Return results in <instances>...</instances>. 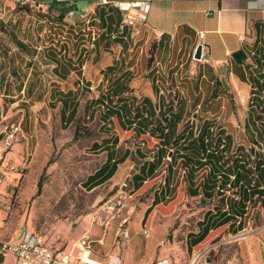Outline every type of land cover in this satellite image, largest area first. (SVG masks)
<instances>
[{
	"label": "crops",
	"instance_id": "crops-1",
	"mask_svg": "<svg viewBox=\"0 0 264 264\" xmlns=\"http://www.w3.org/2000/svg\"><path fill=\"white\" fill-rule=\"evenodd\" d=\"M35 1L47 6V12L42 13L41 18H61L69 10L91 11L92 23L96 28H99L95 48L88 51L85 57L76 59L74 50L77 48L70 39V55H60L55 47H51L43 50L42 60H40L37 59V55L24 52L15 45L10 34L0 30V33L6 37L5 43L0 44V54L4 60V65L1 63L0 66L2 89L3 91L6 88L8 90L11 81L9 79L10 72L14 76L18 73L14 67L11 68L9 63L14 49L28 58L29 62L24 64L26 66L28 64L29 69H33L35 63H40L42 67L48 68L50 81L44 89L40 87V84L36 87L34 84L31 87L29 85V88H26V83H24L19 91V93L23 92L20 95L25 97L27 94L29 98L33 97L34 101L42 97L49 108L56 110L61 124L72 122H69L67 116L76 103V117L81 116L82 120L88 123L97 122V129L103 136L100 140L92 142V144L97 143L98 147L94 149L91 145V148L96 153H102L103 160L94 172L88 175L87 182L94 187L105 185L108 182L122 187L123 183H126L124 188L129 199L125 214L133 216L126 226L119 227L118 223L117 231L114 233L113 223L115 221L110 215L92 216L88 214L80 219V227L84 229V232L83 229L76 231L70 240L60 236V243L69 245L74 239L88 234L92 242L104 245L108 241V248L104 254L93 251L94 255L100 259L105 260L109 254H120L123 260L128 249L127 243H133V247L130 249L133 264H149L163 257L173 260L176 264H186L193 251L207 245L210 241L208 240L210 233L220 224L219 221L222 217L218 218L220 212L217 208L219 196L206 197L203 195L199 188L200 174L196 175L195 185L192 187L197 186V191L196 193L191 192L177 163L171 165V176L165 178L166 174L162 173V170L166 168L167 161L171 159L172 148L166 157L157 163V160L154 161L153 151H150L146 142L139 137H133L132 134L126 139L123 135H119L118 141L115 142L111 134L105 133L108 125L99 119L101 110H97L95 102L90 101L105 94L110 84L115 86L123 81L130 90L114 96V99H117L118 96L130 97L134 95L138 98L148 96L156 101L158 97L155 87L159 89V93L166 94L167 90H163L161 84L163 85L168 80L173 87L176 84L173 77L174 70L167 72V79L159 74L162 60L157 58L158 54L163 52L165 54L167 52L168 54H181L183 57H187L185 60L187 62L188 57L194 53L198 44L203 46L202 57L198 60L203 65L198 70L197 76L192 79L195 80L194 83H198L199 80L212 86L220 85L225 91L230 89V91L238 92L245 96L244 99L247 98L250 101L251 85L248 76L250 72L255 74L254 68L256 67L252 56L258 51L264 52V23L260 9L254 7V0H151L146 20L138 21L135 26H129L122 22L120 12L114 5L115 1L129 0H107V3H100V0ZM135 12L136 9H132V13ZM148 40H150L149 50L147 53H143V44L146 49ZM238 49H243L246 54V58L240 63L236 62L231 55ZM96 56L101 60L94 62ZM106 60L108 62L104 63ZM109 66L114 67L113 73L106 70ZM73 72L77 73L72 75ZM140 79L149 80L148 88L145 86L146 89L145 91L141 90V94L137 88V80ZM8 94L9 92L6 95ZM195 96L191 101L184 94H180L185 107L182 113L183 118L178 123L177 133L185 132L187 134L191 131V124L197 123L199 120L200 114L196 106L201 105L208 98ZM86 101L91 103V107L84 109ZM114 135H118V133L116 132ZM103 141L107 142L103 143ZM111 145L113 146L111 155H108L102 148ZM19 150L18 145L14 144L6 154V162L10 164L12 160H18ZM125 154L127 156L116 164L115 170L110 174L113 163ZM123 167L128 169L124 176V171H121L124 170ZM105 177L107 178L104 179ZM180 184L183 185V188L179 187ZM3 189H5V185L2 186ZM227 197L236 199L238 196L226 191L225 202ZM134 199L140 200L137 202ZM190 199H198V202L208 207L197 222L198 229L190 233V238L185 240L183 246L180 244L182 240L176 238L175 233H169L168 228H170L169 222L172 220L170 215ZM220 209L221 211L227 210V204L221 206ZM125 214L123 211V215ZM2 216L3 210L0 208V218ZM104 222H107V227L101 224ZM224 228L228 229V233H231L239 228V223L236 221L230 225V222H227ZM242 229L243 225L237 232ZM103 230L108 232L109 239L107 237L104 243H100L99 238ZM123 231L125 232L123 233ZM117 232L127 238L126 243L115 242ZM142 234L144 235L142 236ZM17 235L18 232L12 237L19 239L20 237L17 238ZM217 235L218 233L210 239ZM138 239L140 240L138 241ZM117 245L120 248L115 249ZM256 258V264H264V243L259 244ZM0 264H14V257L11 254L0 253Z\"/></svg>",
	"mask_w": 264,
	"mask_h": 264
},
{
	"label": "rangeland",
	"instance_id": "rangeland-1",
	"mask_svg": "<svg viewBox=\"0 0 264 264\" xmlns=\"http://www.w3.org/2000/svg\"><path fill=\"white\" fill-rule=\"evenodd\" d=\"M41 14L42 12L29 6L18 5L13 0H0L2 24L6 30L14 32L40 60L43 51L36 53L34 48L36 43L50 37L56 42L55 49H59V41L55 40L56 35L46 33L44 34L46 38L41 37L40 34L47 28ZM4 39L6 37L0 33V44L5 43ZM149 41L146 49L143 44V53L149 50ZM51 47H46L44 50ZM194 53L188 57V64L185 62L187 57L181 54H168V52L158 54L157 58L162 60L159 74L167 79L168 71L175 72L173 74L175 87L170 80H166L167 82L161 84L162 89L167 90L166 93L170 92L171 95L176 90L191 101L196 97L195 95L208 98L201 105L196 106L200 114L197 125L201 123L200 120L211 118L233 136L235 146L242 145L259 150L258 145H260V153L263 152L264 141L258 140L255 132L260 129L264 132V122L262 123L264 105L260 104V91L253 90V101L250 103L247 98L244 99L245 96L230 89L225 91L220 85L212 86L199 80L195 84V80L192 79L197 76L203 63L194 58ZM96 60L100 61L101 58L96 56L93 61ZM25 62H29L28 58L14 49L9 63L18 73L14 76L10 72L11 81L8 90L6 88L3 91L0 83V130L5 124H18L19 132L12 147L15 144L20 149L19 159L10 163L18 172L10 173L0 188V208L3 210V216L0 218L2 221L0 233L4 237H12L18 232L17 238H21L24 231L34 230L49 238L58 235L70 240L73 233L83 229L80 227V219L88 214L110 215L112 210L108 206L109 202L116 201L123 195L125 214L129 197L125 188L118 184L112 185L108 182L94 187L87 182L88 175L93 173L103 160L102 153H96L91 148L92 142L100 140L103 136L97 129V122L88 123L82 120L81 116H77L70 124H61L56 110L49 108L42 97L35 101L27 94L25 96V93V97H22L23 92L19 93V91L24 83L26 88H29V85L31 87L34 84L36 87L40 84L44 89L50 81L48 68L35 63L33 69H29ZM106 62L108 60L104 63ZM1 63L4 65L2 54H0V66ZM76 73L73 72L72 75ZM137 81V88L141 94V90L145 91V86L148 88L149 80ZM8 92L9 94L6 95ZM248 110H250L249 116ZM257 114L263 118H257ZM190 116L192 117V114ZM123 168L124 170L121 171H124V176L128 169ZM180 173L182 175L181 170ZM3 185L5 189L2 190ZM134 200L138 202L140 199ZM207 207L198 202V199H190L184 205H180L170 215L172 220L169 222L170 225L168 224L169 233H175L176 235H173L182 240L180 244L184 246L185 240L190 238V233L198 229L197 222L202 218ZM125 215L127 220L123 226L133 218L132 214ZM113 221H115L113 223L115 233L120 218ZM107 237L109 239L108 232ZM115 237L118 241L127 242V238H120L118 234ZM208 240L216 243L209 254L213 264H256L259 244L264 243V209L259 205L249 207L241 231L237 233L223 231ZM127 244L128 249L123 257V264H133L130 254L133 243ZM92 248L94 252L104 254L108 248V241L104 245L94 241ZM118 248L119 245L115 247Z\"/></svg>",
	"mask_w": 264,
	"mask_h": 264
},
{
	"label": "trees",
	"instance_id": "trees-1",
	"mask_svg": "<svg viewBox=\"0 0 264 264\" xmlns=\"http://www.w3.org/2000/svg\"><path fill=\"white\" fill-rule=\"evenodd\" d=\"M3 26L4 24L0 21V30L10 34L15 45L24 52L34 55V51L19 40L14 32L7 31ZM252 58L256 67L254 68L255 74L250 72L248 76L251 85L250 103L253 101V90H258L260 91V104L264 105V52L258 51ZM106 70L113 73L115 69L113 66H109ZM109 86L105 94L90 101H94L96 109L101 110L99 119L108 125L105 133L111 134L115 142L118 141L119 135H123L126 139L132 134L133 137H139L146 142L148 149L153 151L154 161L157 160V163H160L172 148L171 159L167 161L166 168H163L164 171L162 170V173L166 174L165 178L171 176V165L177 163L191 192L196 193L197 186L192 187L195 185L196 175L200 174L199 188L203 195L206 197L219 196L217 208L220 213L218 218L222 217V219L219 221L218 227L210 233L208 239L216 233L219 235L223 231L229 232L224 228L227 222H230L231 225L238 221L239 228L233 232L241 229L249 207L259 205L264 209V151L260 153V145H258L259 150L253 147L246 148L242 145L235 146L233 136L227 133L225 127L216 124L213 120L204 119L198 125L194 122L191 124V131L187 134L185 132L177 133L178 123L183 118L182 113L185 106L180 94L175 89V93L171 95L170 92L159 93V89L155 87L158 98L153 101L148 96L138 98L134 95L130 97L118 96L117 99H114V96L129 91L130 88L124 81L115 86L113 84ZM109 90L112 91L108 93ZM62 102L64 103L65 100ZM76 105L77 103L73 105L71 113L67 116L69 122L76 118ZM87 107H91L89 101H86L84 109ZM249 115L250 110H248ZM256 116L263 118L259 114ZM116 132L118 135H114ZM255 132L258 140L264 141L263 129ZM106 142L103 141V143ZM92 147L96 149L97 143L94 142ZM111 147L113 146H103L102 149L106 150L109 155L112 151ZM262 148L264 150L263 145ZM126 156L127 154L113 163L110 174L115 170L116 164ZM179 187L183 188V185L180 184ZM226 191H230L231 194L238 197L236 199L227 197L225 202ZM226 204L227 210L221 211L220 207Z\"/></svg>",
	"mask_w": 264,
	"mask_h": 264
},
{
	"label": "built area",
	"instance_id": "built-area-1",
	"mask_svg": "<svg viewBox=\"0 0 264 264\" xmlns=\"http://www.w3.org/2000/svg\"><path fill=\"white\" fill-rule=\"evenodd\" d=\"M21 6H29L38 12L46 13L47 6L37 3L35 0H13ZM107 0H100V3H107ZM151 0L141 1H115L114 5L119 10L122 22L129 26H135L138 21H145L149 11ZM254 7L260 9L262 21L264 23V0H254ZM132 9H136L132 13ZM91 11H67L61 18L44 17L46 29L43 30L41 37L46 33L56 35L59 41L60 55H70V39L75 43L77 50L76 59L83 58L88 51L95 48L99 28L92 23ZM57 32V33H56ZM46 38V37H45ZM56 42L52 38L43 42H38L34 46L37 52L43 51L46 47H55ZM19 125L15 123L5 124L0 130V188L10 173L18 172L14 165L6 162V154L11 149L17 134ZM123 187L126 183H123ZM128 196V195H127ZM125 196H120L116 201H110L108 206L112 210V219L120 218L119 227L127 220L123 215ZM101 222L103 220L101 219ZM2 221L0 220V228ZM107 227V222L101 223ZM120 238H125L117 232ZM107 238V231L103 230L99 242L104 243ZM116 238V243H117ZM216 245L215 241L209 242L202 248L193 251L186 264H213L209 256L212 248ZM0 253L11 254L14 257V264H122L120 254H109L106 259L96 257L92 248V240L88 234H84L69 245L60 243V236L47 237L37 231L27 230L19 239L14 237H4L0 233ZM149 264H176L173 260L163 257Z\"/></svg>",
	"mask_w": 264,
	"mask_h": 264
},
{
	"label": "water",
	"instance_id": "water-1",
	"mask_svg": "<svg viewBox=\"0 0 264 264\" xmlns=\"http://www.w3.org/2000/svg\"><path fill=\"white\" fill-rule=\"evenodd\" d=\"M202 44H198L194 53V58L200 60L202 57ZM232 57L235 59L236 62L240 63L242 60L246 58V54L243 49H238L231 53ZM125 231H123L124 233Z\"/></svg>",
	"mask_w": 264,
	"mask_h": 264
}]
</instances>
